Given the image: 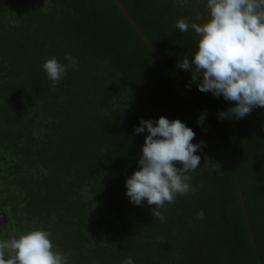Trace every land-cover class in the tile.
Returning <instances> with one entry per match:
<instances>
[{
	"label": "trees",
	"instance_id": "16d2710c",
	"mask_svg": "<svg viewBox=\"0 0 264 264\" xmlns=\"http://www.w3.org/2000/svg\"><path fill=\"white\" fill-rule=\"evenodd\" d=\"M180 19L206 23L207 0H0V167L66 264H264V108L217 118L235 102L177 67L199 39ZM53 57L67 69L55 86ZM160 116L205 142L164 220L125 185L148 134L134 129Z\"/></svg>",
	"mask_w": 264,
	"mask_h": 264
},
{
	"label": "clouds",
	"instance_id": "9594fccd",
	"mask_svg": "<svg viewBox=\"0 0 264 264\" xmlns=\"http://www.w3.org/2000/svg\"><path fill=\"white\" fill-rule=\"evenodd\" d=\"M210 19L201 24L180 19L176 23L179 32L191 28L199 37L194 51H187L178 59L177 67L191 73V81L201 92H211L216 97L235 102L217 118L243 119L256 107L264 108V0H207ZM65 59L73 68L78 59L66 54ZM43 68L53 86L66 75V66L53 57ZM204 110L197 123L204 126ZM147 130L138 158V170L125 181L126 195L134 205L142 206L146 200L155 207L154 218L164 220L165 202H175L177 195L190 194L189 172L198 169L205 142L192 143L196 133L180 119L169 120L160 116L140 118L136 134ZM206 161H210L206 158ZM179 162L182 167H177ZM197 219H204L199 211ZM51 233L31 230L18 238L11 236L0 241V264H66L67 255L53 250ZM123 264H134L128 257Z\"/></svg>",
	"mask_w": 264,
	"mask_h": 264
},
{
	"label": "flooded vegetation",
	"instance_id": "af4514ba",
	"mask_svg": "<svg viewBox=\"0 0 264 264\" xmlns=\"http://www.w3.org/2000/svg\"><path fill=\"white\" fill-rule=\"evenodd\" d=\"M2 171L0 167V241L30 231L28 210L12 198L8 176Z\"/></svg>",
	"mask_w": 264,
	"mask_h": 264
},
{
	"label": "water",
	"instance_id": "95a60500",
	"mask_svg": "<svg viewBox=\"0 0 264 264\" xmlns=\"http://www.w3.org/2000/svg\"><path fill=\"white\" fill-rule=\"evenodd\" d=\"M249 221H250V226L253 229V224L251 223L250 217H249ZM255 236V235H254Z\"/></svg>",
	"mask_w": 264,
	"mask_h": 264
}]
</instances>
